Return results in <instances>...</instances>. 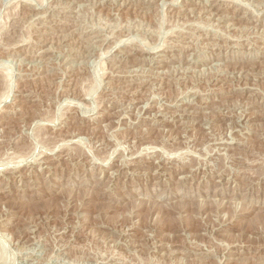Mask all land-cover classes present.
<instances>
[{"label":"rangeland","instance_id":"obj_1","mask_svg":"<svg viewBox=\"0 0 264 264\" xmlns=\"http://www.w3.org/2000/svg\"><path fill=\"white\" fill-rule=\"evenodd\" d=\"M0 264H264V0H0Z\"/></svg>","mask_w":264,"mask_h":264},{"label":"bare ground","instance_id":"obj_2","mask_svg":"<svg viewBox=\"0 0 264 264\" xmlns=\"http://www.w3.org/2000/svg\"><path fill=\"white\" fill-rule=\"evenodd\" d=\"M235 1V0H234ZM236 3V2H235ZM109 38V37H108ZM108 51H110V50H108ZM107 54V53H106ZM101 56V55H100ZM103 56V55H102ZM157 75V74H156ZM12 90V89H11ZM7 95V94H6ZM10 95V94H9ZM4 98V97H3ZM5 98H6V96H5ZM8 99V98H7ZM53 124V123H52ZM78 137V136H77ZM109 156H110V154H109ZM111 157V156H110ZM107 159V158H106ZM108 159H109V157H108ZM103 160V159H102ZM105 161V163H106V160H104ZM22 163V162H21ZM108 164V163H107Z\"/></svg>","mask_w":264,"mask_h":264}]
</instances>
